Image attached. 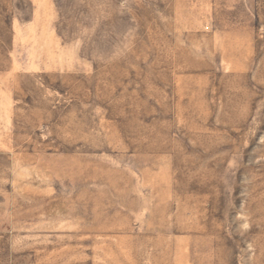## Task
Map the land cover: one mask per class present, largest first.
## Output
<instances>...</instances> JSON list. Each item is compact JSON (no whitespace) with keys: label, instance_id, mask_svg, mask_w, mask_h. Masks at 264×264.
<instances>
[{"label":"rangeland","instance_id":"rangeland-1","mask_svg":"<svg viewBox=\"0 0 264 264\" xmlns=\"http://www.w3.org/2000/svg\"><path fill=\"white\" fill-rule=\"evenodd\" d=\"M0 264H264V0H0Z\"/></svg>","mask_w":264,"mask_h":264}]
</instances>
